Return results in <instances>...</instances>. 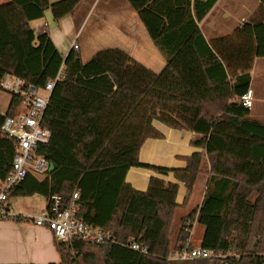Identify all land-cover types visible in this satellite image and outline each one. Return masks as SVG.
<instances>
[{
    "label": "trees",
    "instance_id": "trees-1",
    "mask_svg": "<svg viewBox=\"0 0 264 264\" xmlns=\"http://www.w3.org/2000/svg\"><path fill=\"white\" fill-rule=\"evenodd\" d=\"M81 1L0 4V90L6 74L38 87L55 78L62 65L64 75L43 119L51 138L37 150L54 169L43 179L28 175L10 197L41 194L49 207L58 194L66 208L77 191L75 217L111 234L104 244L78 237L58 242V264H264V173L254 183L210 173L202 204L181 217L175 239L179 183L153 176L147 190L140 191L126 180L131 167L172 172L188 189L186 203L207 156L229 146L226 135L210 136L215 123L264 142V122L241 102L253 61L264 56V22L245 23L210 42L199 23L218 0H127L167 59L157 73L118 48L101 50L85 62L78 49L64 56L46 29L32 27L48 9L59 20ZM258 1L264 7V0ZM12 97L8 112L0 114V177L11 170L17 153V140L1 131L6 116L16 115L22 104V97ZM156 122L199 134L192 145L203 151L183 157L186 166L181 168L141 162L146 140L165 137ZM193 221L205 226L201 247L213 256L170 259L187 242L191 245ZM131 243L147 247L148 253L134 250Z\"/></svg>",
    "mask_w": 264,
    "mask_h": 264
},
{
    "label": "crops",
    "instance_id": "crops-1",
    "mask_svg": "<svg viewBox=\"0 0 264 264\" xmlns=\"http://www.w3.org/2000/svg\"><path fill=\"white\" fill-rule=\"evenodd\" d=\"M6 2L8 0H0V3ZM77 13L84 17V22L88 20L90 26L84 50H82L83 46L78 44V51L84 62L101 50L118 48L154 72H161L166 66L167 59L150 37L136 10L127 0H82L71 14L76 16ZM52 18L58 28L61 21L63 23L67 17L56 20L51 10H47L42 18L33 20L31 25L36 30L46 29L58 50L65 56L73 48V45L70 44L71 48L64 44L61 45L58 41H62V39L59 38L58 31L55 32V27L47 28L50 27ZM260 21L264 22V7L260 1L218 0L199 23V26L208 41L217 42V39L232 34L240 25ZM237 73H241V70H238ZM250 75L249 88L253 90L254 100L251 116L264 122V56L254 59ZM12 99L10 93L0 90V114L8 112ZM22 109L21 106L18 113ZM155 125L165 137L146 140L140 149L141 162L159 167L181 168L186 166L183 157L203 151V148L192 145V140L200 137L199 134L185 129L171 128L159 122H156ZM218 134H224L229 138V146L224 151L214 152L207 156L205 166L207 171L198 176L186 203L188 189L183 182L175 179L172 172L164 174L144 167H131L128 170L127 182L140 191L147 190L153 176L179 183L177 195L179 207L176 213L180 212L177 231L173 239L177 237L180 229L181 217L199 208L202 204L210 173L225 174L239 180L253 181L252 183L256 181H254L256 177L264 173V156L262 155L264 142L262 140L224 123L213 125L210 136ZM260 156L262 157L260 158ZM37 178L43 179L38 176ZM34 195L36 194L28 195V197ZM12 197L14 196L9 198V202L13 211L19 215L38 216L48 209V200L45 196L43 197L46 198L47 203L39 214L27 210H16L11 200ZM190 225L191 236L194 237L196 232L198 239L202 237L196 243L191 239V246L201 247L206 228L196 221L190 222ZM60 261L58 241L48 227L37 225L32 220H0V263L58 264Z\"/></svg>",
    "mask_w": 264,
    "mask_h": 264
},
{
    "label": "built area",
    "instance_id": "built-area-1",
    "mask_svg": "<svg viewBox=\"0 0 264 264\" xmlns=\"http://www.w3.org/2000/svg\"><path fill=\"white\" fill-rule=\"evenodd\" d=\"M73 48L78 49L79 45L74 43ZM62 68L63 65L57 76L48 78L42 87L34 84L25 86L24 79L13 74H6L1 81L3 91L22 97L23 109L16 115L6 116L1 126L2 132L17 140V153L11 170L4 177H0V220H32L37 225L46 226L52 230L56 240L62 243H72L78 237L93 243L104 244L111 240V234L108 231L75 217L73 201L78 198L77 191L73 193L72 201L66 208L62 207L61 195H53L48 209L38 216L19 215L13 211L9 202L11 191L28 175L45 178L50 172V161L37 150L40 144L48 143L51 138V130L43 125V119L56 82L64 76ZM241 102L248 109L253 108L251 88L242 95ZM129 246L142 253H148V248L139 243H131ZM211 256H213L211 250L193 247L190 242H187L185 247L172 253L170 259L188 261Z\"/></svg>",
    "mask_w": 264,
    "mask_h": 264
},
{
    "label": "rangeland",
    "instance_id": "rangeland-1",
    "mask_svg": "<svg viewBox=\"0 0 264 264\" xmlns=\"http://www.w3.org/2000/svg\"><path fill=\"white\" fill-rule=\"evenodd\" d=\"M3 4V3H0ZM50 9H48L49 11ZM78 15L73 16V14H68L69 16L66 15L67 18H65L64 22L62 23L61 21V25L60 27L57 28V24L55 22V20H53L50 22L51 25L50 27L47 28H52L55 27V32L58 31V35L59 38L62 39V41H58L61 43V45L64 44V46H70V44L72 43V45L74 43L77 44H81L84 47L86 45V39H87V33L89 31V24H88V20H86L84 22V17L81 16L79 13H77ZM65 17V16H64ZM49 20V19H47ZM70 42V43H69ZM72 46H70L69 48H71ZM66 48V47H65ZM206 166V164H205ZM204 166V167H205ZM206 168L205 171L206 172ZM16 210H27L31 213L34 214H39L41 213L45 206H46V198L43 197V195L40 194H36L34 196H20V197H12L11 198ZM180 212V211H179ZM179 212L176 213L175 217H174V224H173V231L174 233L172 234V236H174V234L177 231V227H178V216H179ZM198 227V226H197ZM201 227V226H199ZM202 238V237H201ZM200 238V239H201ZM191 239L194 240V242H198V234L195 232L194 237L191 236Z\"/></svg>",
    "mask_w": 264,
    "mask_h": 264
},
{
    "label": "water",
    "instance_id": "water-1",
    "mask_svg": "<svg viewBox=\"0 0 264 264\" xmlns=\"http://www.w3.org/2000/svg\"><path fill=\"white\" fill-rule=\"evenodd\" d=\"M53 169H54V165H53V163H50V168H49V171H50V172H52V171H53Z\"/></svg>",
    "mask_w": 264,
    "mask_h": 264
}]
</instances>
